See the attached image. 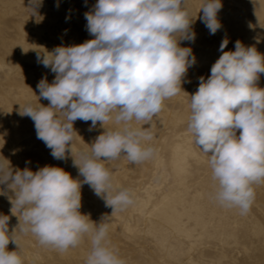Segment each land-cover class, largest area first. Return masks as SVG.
I'll use <instances>...</instances> for the list:
<instances>
[{"label": "clouds", "instance_id": "9594fccd", "mask_svg": "<svg viewBox=\"0 0 264 264\" xmlns=\"http://www.w3.org/2000/svg\"><path fill=\"white\" fill-rule=\"evenodd\" d=\"M42 3L29 0L27 8L35 13ZM222 7L221 0H204L200 7L210 34L222 27L217 15ZM85 19L93 39L51 52L41 47L37 53L38 63L56 74L51 84L44 78L37 85L49 105L29 103L19 110L33 120L37 138L53 158L67 159L70 152L83 180L57 166L33 172L0 160V185L12 191L10 212L18 218L9 233L10 216L0 214V264H24L18 232L61 252L87 237L91 247L85 264H126L109 239V217L97 223L80 212L81 187L88 184L112 208L111 216L135 203L134 191L115 185L106 163L124 157L138 164L154 157L149 143L154 118L182 91L183 78L196 62L192 49L180 46L182 40H195L193 19L186 0H98ZM228 42L222 40V55L210 76L200 77L198 90L188 94L187 132L208 157L213 199L246 215L255 201L254 186L264 184V88L257 86L264 55L239 40L235 51H224ZM76 120L91 121L90 131L97 122L105 129L78 158L72 146L79 136ZM109 121L118 127L106 129ZM0 195L7 192L0 188ZM10 242L17 250H7Z\"/></svg>", "mask_w": 264, "mask_h": 264}, {"label": "rangeland", "instance_id": "374dc122", "mask_svg": "<svg viewBox=\"0 0 264 264\" xmlns=\"http://www.w3.org/2000/svg\"><path fill=\"white\" fill-rule=\"evenodd\" d=\"M97 2L43 0L33 13L27 8L29 0H0V160L8 159L13 169L27 167L35 172L45 165L57 166L73 178L83 180L70 152L66 153L67 159L53 158L51 149L37 138L33 120L22 117L19 110L29 103L49 105L48 100L40 97L37 85L44 78L51 84L56 74L38 63L37 53L42 51L41 47L51 52L57 46L79 45L93 39L86 28L85 13ZM203 3L204 0H186L195 40H182L180 46L190 47L196 62L183 78L182 91L166 100L154 118V136L149 142L156 149L154 157L138 164L124 157L106 163L114 184L134 191L135 203L111 216L112 208L106 207L88 184L81 187L80 212L90 215L97 223L103 216L109 217V239L126 264H216L214 249L219 246L224 250L229 238L226 216L222 225L216 226L217 202L213 199L216 185L208 157L187 132L189 95L198 90L200 77L210 76L212 65L222 55V40L229 41L224 51H235V42L239 40L245 47L254 46L264 55V0H221L223 7L217 15L222 27L215 34H210L200 19ZM257 86L264 88V73L259 75ZM90 125L91 121L74 122L79 135L72 142L74 157L88 150L87 144L91 145L105 130L100 122L91 131ZM133 126L140 125L133 121ZM104 127L114 129L118 125L109 121ZM0 188L7 192L0 195V214L10 216L11 233L18 225L8 200L13 193L5 185ZM233 210L234 227L246 226L249 234L256 233L257 237L263 234L262 221L252 226L247 221L240 224L237 219L244 216L239 209ZM225 211L223 207L222 213ZM217 230H221L219 245ZM17 239L24 264H85L91 247L87 237L79 246L65 252L41 245L31 233L18 232ZM231 239L232 253L222 258L223 264H251L254 256L264 252L254 240L248 247L234 235ZM7 250L15 251L17 246L10 242Z\"/></svg>", "mask_w": 264, "mask_h": 264}, {"label": "bare ground", "instance_id": "6f19581e", "mask_svg": "<svg viewBox=\"0 0 264 264\" xmlns=\"http://www.w3.org/2000/svg\"><path fill=\"white\" fill-rule=\"evenodd\" d=\"M254 188H255L256 196H255V201L250 210L251 212L250 214H248V216L243 215L244 216L243 219H241L240 217L237 219L238 223L240 224H243L244 221H247L248 225L250 224L251 226L258 224L260 221H262L264 224V184L255 185ZM216 208H217L216 226L220 227L222 225L223 216H226L227 217L226 225H225L226 236L229 237V238H226V241L224 244V250H222V248L219 246L214 249V258H215L216 264H223V262L221 261L222 258L229 257V255L232 253L233 247H232L231 236L233 235L236 236V238H238L240 243L248 245V247H250L252 240H254L255 242L258 243V245L261 248L264 249V245L262 244V242L264 241V232L259 237L256 236L257 235L256 233H254L255 235L253 234L254 236L250 235L249 234L250 231H248L246 226L240 227L239 225H237L236 227H234L232 225L231 220L235 219V212L233 210L234 208L224 207L226 210L225 214L222 213L223 206H221L219 203L216 204ZM216 240H217V244L219 245L220 240H221V230H217ZM251 264H264V252H259L256 257L254 256V260Z\"/></svg>", "mask_w": 264, "mask_h": 264}]
</instances>
